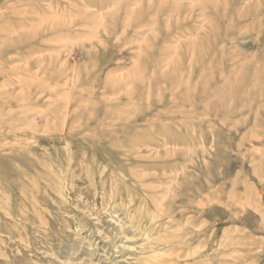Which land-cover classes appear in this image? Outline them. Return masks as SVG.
I'll return each mask as SVG.
<instances>
[{
	"label": "rangeland",
	"instance_id": "374dc122",
	"mask_svg": "<svg viewBox=\"0 0 264 264\" xmlns=\"http://www.w3.org/2000/svg\"><path fill=\"white\" fill-rule=\"evenodd\" d=\"M0 264H264V0H0Z\"/></svg>",
	"mask_w": 264,
	"mask_h": 264
},
{
	"label": "bare ground",
	"instance_id": "6f19581e",
	"mask_svg": "<svg viewBox=\"0 0 264 264\" xmlns=\"http://www.w3.org/2000/svg\"><path fill=\"white\" fill-rule=\"evenodd\" d=\"M192 55V54H191ZM178 58V57H177ZM179 59V58H178ZM172 62V61H171Z\"/></svg>",
	"mask_w": 264,
	"mask_h": 264
}]
</instances>
